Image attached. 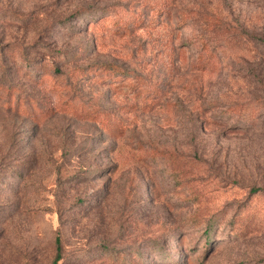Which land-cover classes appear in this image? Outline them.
Here are the masks:
<instances>
[{"label":"rangeland","instance_id":"obj_1","mask_svg":"<svg viewBox=\"0 0 264 264\" xmlns=\"http://www.w3.org/2000/svg\"><path fill=\"white\" fill-rule=\"evenodd\" d=\"M264 264V0H0V264Z\"/></svg>","mask_w":264,"mask_h":264},{"label":"trees","instance_id":"obj_2","mask_svg":"<svg viewBox=\"0 0 264 264\" xmlns=\"http://www.w3.org/2000/svg\"><path fill=\"white\" fill-rule=\"evenodd\" d=\"M56 245H57V252H58V255L54 261V264H58V260L60 258V251H61V239L59 236H57L56 238Z\"/></svg>","mask_w":264,"mask_h":264}]
</instances>
